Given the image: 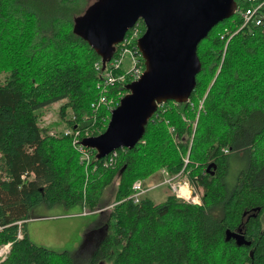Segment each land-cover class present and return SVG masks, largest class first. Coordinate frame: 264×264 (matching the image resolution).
<instances>
[{"label":"trees","instance_id":"trees-1","mask_svg":"<svg viewBox=\"0 0 264 264\" xmlns=\"http://www.w3.org/2000/svg\"><path fill=\"white\" fill-rule=\"evenodd\" d=\"M90 2L0 0V246L12 243L0 264H76L70 253L30 239L26 222L40 204L107 212L89 264H264V26H243L237 13L217 24L198 45L202 68L189 101L158 106L138 145L115 150L113 166L95 150L87 165L75 134L81 141L97 136L111 117L108 107H91L102 58L73 32ZM128 85L108 91L116 105ZM57 102L62 117L72 113V134L41 124ZM233 157L244 162L234 186L226 180ZM163 171L185 174L202 204L175 194L161 203L129 199L135 180L162 183ZM115 181L114 201L106 204ZM227 230L250 245L226 240Z\"/></svg>","mask_w":264,"mask_h":264},{"label":"water","instance_id":"water-1","mask_svg":"<svg viewBox=\"0 0 264 264\" xmlns=\"http://www.w3.org/2000/svg\"><path fill=\"white\" fill-rule=\"evenodd\" d=\"M236 9L235 0H96L90 5L73 32L90 43L103 69L129 29L142 20L145 32L137 47L145 71L127 86L105 131L82 144L94 149L100 160L117 149H133L159 105L188 102L202 68L198 45ZM230 239L239 246L250 245L240 231L227 230L226 240Z\"/></svg>","mask_w":264,"mask_h":264},{"label":"rangeland","instance_id":"rangeland-1","mask_svg":"<svg viewBox=\"0 0 264 264\" xmlns=\"http://www.w3.org/2000/svg\"><path fill=\"white\" fill-rule=\"evenodd\" d=\"M95 1L91 0V5ZM123 66L125 70L130 66V58L128 56L125 57ZM1 79H3V76H1ZM61 105L62 102H57L49 106L41 119V124L50 127L52 133L56 134H65L69 130L67 119L72 117L71 112L67 116L62 117L60 113ZM243 166V160L241 161L234 157L231 159L230 170L226 179L228 185L230 183H233V186L235 185L240 170L244 168ZM184 181L185 178L180 179L179 177L175 178L173 182L183 183ZM116 184L117 182L115 181L112 187L107 190L104 201L106 204H111L114 201ZM156 184L159 186L148 192V197L153 202H164L169 192V195L174 194L168 185L157 182ZM146 186L149 188L151 184L147 183ZM111 207L112 205L105 208V210ZM216 209H212L216 211L214 214L220 216L221 211ZM83 210L84 207L82 205L67 208L62 204L54 207L40 204L32 209L31 218L26 222V231L35 244L57 252H68L75 258L76 264H89L93 251L98 245L96 239L104 233L100 232L99 227L104 223L107 212L101 213L100 210H97L95 211L97 214H95L90 213L87 209ZM84 212H86V215Z\"/></svg>","mask_w":264,"mask_h":264},{"label":"built area","instance_id":"built-area-1","mask_svg":"<svg viewBox=\"0 0 264 264\" xmlns=\"http://www.w3.org/2000/svg\"><path fill=\"white\" fill-rule=\"evenodd\" d=\"M249 1L251 3L249 7H247L246 9L237 7L235 13L239 14L242 17L243 26L249 24H253L255 26H264V0ZM140 24L141 23L138 21L132 28L129 29L124 40L119 45H117L118 54L116 55V57H114L113 55L112 59L106 64L105 69L102 70V82L98 84L100 94L97 100H95L91 104V107L94 110L99 109L101 106H106L112 112V110L115 109L119 103L116 105V98L108 96V91L110 90V88H113L117 85L131 84L132 82L139 80L143 75L145 71V64L137 47V43L143 35ZM127 56L130 58V66L125 70L123 68V63L125 57ZM101 64L103 67V63L99 62L96 64V68L100 69ZM119 95H122V93L119 92ZM170 132H173V129L170 128ZM65 134H72V131L69 129L65 132ZM78 136L79 134L76 133L73 139V143L81 152V162L88 165L93 158L94 149L84 146L82 144L83 140L81 141ZM89 137L92 136H89L88 133H86L85 138ZM116 152L117 151H113L109 156L105 158L107 159L104 163L105 167H111L114 165L116 160L115 157H117ZM225 152L228 153V150H225ZM187 162L188 160L185 159V163ZM163 174L165 178L162 184L168 185L174 192L176 197L188 203L198 205L202 204L199 191L193 184L190 183L188 177L185 174H179L176 177L168 175L166 171H163ZM179 177L180 179L185 178V181L183 183L173 182L175 178ZM149 183L151 184V186L148 188L142 179H137L136 181H134L133 194L131 196L134 203H140L143 199L148 197L149 190L159 186L158 184L155 185V182L153 181H149ZM183 188H186L187 190H183ZM84 214H86V212H84ZM18 238H23L21 230H19L18 232ZM11 248L12 243L10 242L0 246V261H3L9 255Z\"/></svg>","mask_w":264,"mask_h":264},{"label":"bare ground","instance_id":"bare-ground-1","mask_svg":"<svg viewBox=\"0 0 264 264\" xmlns=\"http://www.w3.org/2000/svg\"><path fill=\"white\" fill-rule=\"evenodd\" d=\"M110 91V90H109ZM73 145H74V143H73ZM79 151V150H78ZM79 153H80V159H81V152L79 151ZM136 181V180H135ZM183 190H187L186 188H183ZM132 194H133V185H132ZM132 194L130 195V197H129V199H132L131 198V196H132ZM25 222V220H22V221H18L16 224L19 226V229H18V232H19V230H21L22 231V234H23V238H24V233H23V230H22V225H23V223ZM17 238H18V234H17ZM22 238V239H23ZM19 239V238H18Z\"/></svg>","mask_w":264,"mask_h":264},{"label":"crops","instance_id":"crops-1","mask_svg":"<svg viewBox=\"0 0 264 264\" xmlns=\"http://www.w3.org/2000/svg\"><path fill=\"white\" fill-rule=\"evenodd\" d=\"M153 182H154V181H153ZM148 183H149V182H148ZM155 185H157L156 182H155ZM151 190H152V189H151ZM149 191H150V190H149ZM149 191H148V192H149ZM169 194H170V192H169ZM169 194H168V196H169ZM83 211H84V210H83ZM90 213H95V212H90ZM90 213H89V214H90ZM82 214H83V212H82ZM95 214H97V213H95ZM85 215H86V214H85ZM27 233H28V232H27Z\"/></svg>","mask_w":264,"mask_h":264},{"label":"flooded vegetation","instance_id":"flooded-vegetation-1","mask_svg":"<svg viewBox=\"0 0 264 264\" xmlns=\"http://www.w3.org/2000/svg\"><path fill=\"white\" fill-rule=\"evenodd\" d=\"M139 22H143L142 20H140Z\"/></svg>","mask_w":264,"mask_h":264}]
</instances>
